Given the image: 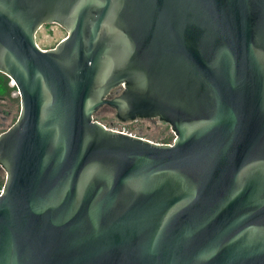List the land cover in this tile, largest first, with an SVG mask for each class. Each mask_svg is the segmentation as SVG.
<instances>
[{"label":"water","instance_id":"water-1","mask_svg":"<svg viewBox=\"0 0 264 264\" xmlns=\"http://www.w3.org/2000/svg\"><path fill=\"white\" fill-rule=\"evenodd\" d=\"M0 71V264H264V0H0Z\"/></svg>","mask_w":264,"mask_h":264},{"label":"rangeland","instance_id":"rangeland-1","mask_svg":"<svg viewBox=\"0 0 264 264\" xmlns=\"http://www.w3.org/2000/svg\"><path fill=\"white\" fill-rule=\"evenodd\" d=\"M67 32L58 24H46L41 27L37 33V42L43 49H50L55 47L63 38H65ZM113 109L109 106H104L101 111L105 117V123L108 127H126L129 130L141 132L145 137H148L159 143H172L175 139V135L166 124L160 122L149 121L146 119L136 120L133 122L122 123L116 118V112L113 113ZM166 141V142H164ZM5 178L0 177V188L4 186Z\"/></svg>","mask_w":264,"mask_h":264},{"label":"flooded vegetation","instance_id":"flooded-vegetation-1","mask_svg":"<svg viewBox=\"0 0 264 264\" xmlns=\"http://www.w3.org/2000/svg\"><path fill=\"white\" fill-rule=\"evenodd\" d=\"M21 111V97L12 79L0 71V136L8 131L17 121ZM156 122V120H154ZM6 172L0 166V177Z\"/></svg>","mask_w":264,"mask_h":264},{"label":"trees","instance_id":"trees-1","mask_svg":"<svg viewBox=\"0 0 264 264\" xmlns=\"http://www.w3.org/2000/svg\"><path fill=\"white\" fill-rule=\"evenodd\" d=\"M113 96H114V93H113ZM112 111H114V110H112ZM113 113H115V111H114ZM95 118H96L97 120L103 122L104 124H106V123H105V117H104V115H102V111H101V110L98 111V112L95 114ZM139 120H143V119H139ZM146 120H149V121H151V122L154 121V120H156L157 123H158V122L163 123L162 121H160V120H158V119H146ZM154 122H155V121H154ZM163 124H166V123H163ZM166 126L169 127V128L171 129V126H170L169 124H166ZM164 142H166V141H164Z\"/></svg>","mask_w":264,"mask_h":264},{"label":"built area","instance_id":"built-area-1","mask_svg":"<svg viewBox=\"0 0 264 264\" xmlns=\"http://www.w3.org/2000/svg\"><path fill=\"white\" fill-rule=\"evenodd\" d=\"M12 82L15 84V82L12 80ZM16 85V84H15ZM112 129L114 130H117V131H120V132H123V133H127V134H131V135H138L139 132H136V131H132V130H129L127 129L126 127L124 128H121V127H111ZM147 138V137H146ZM2 191H3V187L0 188V195L2 194Z\"/></svg>","mask_w":264,"mask_h":264}]
</instances>
